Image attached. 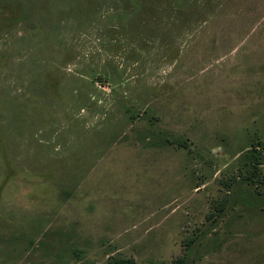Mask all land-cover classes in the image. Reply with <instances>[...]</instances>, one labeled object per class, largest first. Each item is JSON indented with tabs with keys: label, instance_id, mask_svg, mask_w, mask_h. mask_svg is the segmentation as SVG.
I'll list each match as a JSON object with an SVG mask.
<instances>
[{
	"label": "rangeland",
	"instance_id": "obj_1",
	"mask_svg": "<svg viewBox=\"0 0 264 264\" xmlns=\"http://www.w3.org/2000/svg\"><path fill=\"white\" fill-rule=\"evenodd\" d=\"M180 259L264 264V0H0V264Z\"/></svg>",
	"mask_w": 264,
	"mask_h": 264
},
{
	"label": "trees",
	"instance_id": "obj_2",
	"mask_svg": "<svg viewBox=\"0 0 264 264\" xmlns=\"http://www.w3.org/2000/svg\"><path fill=\"white\" fill-rule=\"evenodd\" d=\"M113 264H130V261H117ZM174 264H184L183 259L175 261Z\"/></svg>",
	"mask_w": 264,
	"mask_h": 264
}]
</instances>
